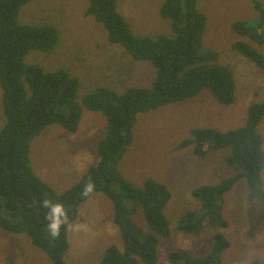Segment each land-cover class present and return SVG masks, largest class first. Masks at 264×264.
<instances>
[{"label":"trees","instance_id":"1","mask_svg":"<svg viewBox=\"0 0 264 264\" xmlns=\"http://www.w3.org/2000/svg\"><path fill=\"white\" fill-rule=\"evenodd\" d=\"M32 1L0 0V107L4 117L0 125V229L27 237L50 264H67L68 225L76 219L80 205L101 192L112 204L121 248L107 247L97 264H155L160 240L171 234L164 215L171 194L152 178L135 186L120 174L118 163L131 143L138 115L195 99L201 92L221 106L234 103L232 74L217 63V53L202 44L207 17L199 10V0H162L158 14L169 21L171 35H136L119 12L117 0H89L86 15L104 27L109 43L122 47L135 62L149 63L155 77L149 87L117 92L105 85L79 98L80 83L68 72L45 71L26 61L31 52L49 53L58 44L54 27L27 26L18 20L22 8ZM248 1L253 16L231 23L230 29L239 38L232 48L264 71V53L258 50L264 47V0ZM84 110L99 112L106 120L97 139V160L79 181L57 193L35 174L29 159L30 142L52 125L75 133ZM245 115L242 126L224 132L192 128L178 145L180 149L191 147V156L198 159L210 151H225L227 165L241 171L215 185L195 188L192 197L200 207L181 217L180 232L194 236L205 227L226 228L221 204L240 177L245 178L249 200L264 203L260 134L264 97L251 99ZM45 200L61 204L66 211L67 224L55 237L48 230ZM228 246L224 234L216 232L206 256L173 251L167 258L171 264H221L220 255Z\"/></svg>","mask_w":264,"mask_h":264},{"label":"rangeland","instance_id":"2","mask_svg":"<svg viewBox=\"0 0 264 264\" xmlns=\"http://www.w3.org/2000/svg\"><path fill=\"white\" fill-rule=\"evenodd\" d=\"M117 1L134 34L171 35L169 21L158 14L162 0ZM198 5L207 17L203 45L215 51L217 63L232 74L235 101L221 106L210 94L201 92L195 99L137 116L119 171L137 187L152 178L171 194L164 208L171 234L160 240L155 264H171L167 258L171 251L206 256L212 236L219 231L229 243L220 255L221 264H264V203L249 200L244 177L238 178L223 197L221 212L227 223L225 229L206 227L198 236L177 229V222L185 212L199 208L192 197L195 188L217 184L240 172L227 165L225 151H210L198 159L191 156L189 147L179 150V142L186 138L190 128L224 132L242 126L249 101L264 97V71L232 48L239 38L230 29L231 23L253 16L249 1L199 0ZM88 6L89 0H34L26 4L18 16L22 25H47L58 31V44L53 51L31 52L26 61L48 71L66 70L79 79L81 96L101 85L117 92L150 85L154 78L151 67L137 64L118 45L110 44L104 27L86 15ZM258 50L264 53V47ZM3 122L0 107V125ZM80 123L73 135L53 125L30 142L29 159L35 174L57 193L79 181L96 158L97 139L106 125L105 118L84 110ZM260 127L264 151V119ZM262 179L264 183V172ZM112 219V204L102 193L97 192L84 202L77 219L67 229L69 247L65 262L97 264L107 247L121 248L119 230ZM135 220L141 224L137 217ZM47 258L27 237L0 229V264H50Z\"/></svg>","mask_w":264,"mask_h":264},{"label":"clouds","instance_id":"3","mask_svg":"<svg viewBox=\"0 0 264 264\" xmlns=\"http://www.w3.org/2000/svg\"><path fill=\"white\" fill-rule=\"evenodd\" d=\"M118 10H119V8H118ZM120 12V11H119ZM123 16V15H122ZM124 17V16H123ZM125 18V17H124ZM125 20H126V18H125ZM127 21V20H126ZM204 35V34H203ZM166 36H168V35H166ZM170 36V35H169ZM203 40V39H202ZM109 42V41H108ZM251 45H253V46H258V45H256L255 43H252V42H249ZM202 44H203V41H202ZM204 46V45H203ZM260 47V46H259ZM119 48H121L122 50H123V53H124V55L126 56V57H129L130 58V56L128 55V54H126V51L122 48V47H120L119 46ZM204 48H207V47H205L204 46ZM207 49H209V48H207ZM211 50V49H210ZM215 52V51H214ZM131 59V58H130ZM132 60V59H131ZM132 61H134V60H132ZM135 62V61H134ZM137 64H147V65H149L150 67H151V69L153 70V74H154V77H155V70H154V68L149 64V63H147V62H136ZM223 66V65H222ZM225 67V66H224ZM42 69H44V68H42ZM45 70V69H44ZM59 70H64V69H59ZM45 71H48V70H45ZM53 71H55V70H53ZM64 71H66V70H64ZM67 72V71H66ZM73 77V76H72ZM74 78H76V77H74ZM77 79V78H76ZM153 80H154V78H153ZM153 80H152V82H153ZM78 81H79V79H78ZM151 82V83H152ZM79 83H80V81H79ZM151 85V84H150ZM150 85H148V86H141V87H149ZM103 86H105V85H101V86H96V87H103ZM93 88H95V87H93ZM92 88V89H93ZM130 88V87H129ZM92 89H90L87 93H89ZM80 90H81V85H80V88H79V98H81V97H83V96H85L86 94H84V95H80ZM123 92V91H122ZM212 97V96H211ZM213 98V97H212ZM214 99V98H213ZM215 100V99H214ZM183 101H185V100H183ZM183 101H180V102H183ZM187 101H189V100H187ZM216 101V100H215ZM180 102H177V103H180ZM217 102V101H216ZM177 103H174V104H177ZM172 105V104H171ZM169 106V105H168ZM161 108H164V107H160V108H158V109H155V110H152V111H158V110H160ZM86 111H88V112H90V113H96V112H91V111H89V110H86ZM152 111H149V112H147V113H150V112H152ZM99 113V112H98ZM147 113H143V114H147ZM99 114H101V113H99ZM102 115V114H101ZM140 115H142V114H140ZM103 116V115H102ZM139 116V115H138ZM264 119V118H263ZM262 119V120H263ZM106 121V120H105ZM261 123H262V121H261ZM261 123H260V126H261ZM79 124H81L80 122H79ZM135 124V123H134ZM53 126V125H52ZM55 126H58V125H55ZM58 127H60V126H58ZM79 128V127H78ZM78 128H77V130H78ZM134 126H133V129H132V134H133V132H134ZM63 129V128H62ZM192 128H190L189 130H188V132H187V136H186V138L187 137H189V132H190V130H191ZM64 130V129H63ZM76 130V131H77ZM65 131V130H64ZM67 133H68V135H73V134H75V133H70V132H68V131H66ZM185 139V138H184ZM183 139V140H184ZM182 140V141H183ZM182 141H180L179 142V144L182 142ZM178 144V145H179ZM177 148H178V146H177ZM189 148H191V147H189ZM178 149H180V148H178ZM263 150V149H262ZM263 153H264V151H263ZM96 160H97V156H96V158L93 160V162H92V164H94L95 162H96ZM121 160V159H120ZM120 162V161H119ZM92 164H90V165H92ZM89 165V166H90ZM118 170H119V163H118ZM234 171H240L239 169H237V168H234ZM120 172V171H119ZM264 172V171H263ZM239 173H241V171L239 172ZM238 173V174H239ZM121 174V173H120ZM122 175V174H121ZM237 175V174H236ZM235 175V176H236ZM123 176V175H122ZM124 177V176H123ZM234 177V176H233ZM228 178H231V177H228ZM227 179V178H226ZM155 180V179H154ZM224 180V179H223ZM155 181H157V180H155ZM237 181V180H236ZM235 181V182H236ZM220 182V181H219ZM218 182V183H219ZM235 184V183H234ZM215 185V184H214ZM263 185H264V183H263ZM206 186V185H205ZM200 187V186H199ZM247 187V186H246ZM264 187V186H263ZM233 188V187H232ZM231 190V189H230ZM101 193V192H100ZM103 194V193H102ZM227 194V193H226ZM104 195V194H103ZM248 195H249V193H248ZM105 196V195H104ZM106 197V196H105ZM107 198V197H106ZM108 199V198H107ZM109 200V199H108ZM110 201V200H109ZM252 201V200H251ZM198 202V201H197ZM255 202H257V201H255ZM199 203V202H198ZM83 204V203H82ZM81 204V205H82ZM80 205V206H81ZM43 206L45 207V208H47L48 209V214H47V219H48V221H49V224H48V230H49V232H50V234L53 236V237H55L57 234H58V232H59V229H60V227L62 226V225H66L67 224V215H66V211H65V209L63 208V206L61 205V204H59V203H52V202H50V201H48V200H45L44 202H43ZM199 207H200V205H199ZM199 209V208H198ZM198 209H196V210H198ZM112 210H113V208H112ZM191 211H194V210H191ZM187 212H189V211H187ZM78 213V212H77ZM186 213V212H185ZM184 213V214H185ZM183 214V215H184ZM182 215V216H183ZM181 216V217H182ZM181 217H180V219H181ZM76 219H77V217H76ZM75 219V220H76ZM179 219V220H180ZM74 220V221H75ZM179 220H178V222H177V227H178V225H179ZM73 221V222H74ZM112 221H113V219H112ZM72 222V223H73ZM113 223H114V221H113ZM71 224V223H70ZM69 224V225H70ZM227 224V223H226ZM68 225V226H69ZM115 225V224H114ZM116 226V225H115ZM117 227V226H116ZM206 228V227H205ZM204 229V228H203ZM202 229V230H203ZM214 229V228H213ZM225 229V228H224ZM202 230L199 232V233H201L202 232ZM216 230V229H215ZM220 230H222V229H220ZM220 232V231H219ZM183 233V232H182ZM222 233V232H221ZM185 234V233H184ZM215 234V233H214ZM187 235V234H186ZM199 235V234H198ZM198 235H194V236H198ZM68 240V239H67ZM68 247H69V243H68ZM171 252H173V251H171ZM170 252V253H171ZM183 252V251H182ZM168 255H169V253H168Z\"/></svg>","mask_w":264,"mask_h":264}]
</instances>
